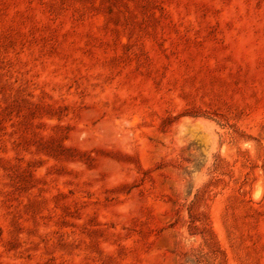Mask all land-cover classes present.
I'll return each instance as SVG.
<instances>
[{"label":"rangeland","instance_id":"1","mask_svg":"<svg viewBox=\"0 0 264 264\" xmlns=\"http://www.w3.org/2000/svg\"><path fill=\"white\" fill-rule=\"evenodd\" d=\"M0 264H264V0H0Z\"/></svg>","mask_w":264,"mask_h":264}]
</instances>
